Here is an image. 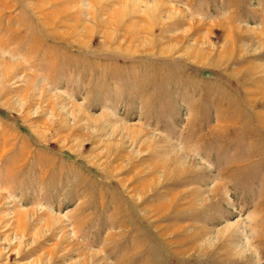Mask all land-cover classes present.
<instances>
[{
	"label": "rangeland",
	"instance_id": "374dc122",
	"mask_svg": "<svg viewBox=\"0 0 264 264\" xmlns=\"http://www.w3.org/2000/svg\"><path fill=\"white\" fill-rule=\"evenodd\" d=\"M0 264H264V0H0Z\"/></svg>",
	"mask_w": 264,
	"mask_h": 264
}]
</instances>
